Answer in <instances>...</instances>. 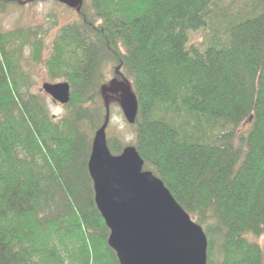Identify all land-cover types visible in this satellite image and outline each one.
Segmentation results:
<instances>
[{
    "label": "trees",
    "instance_id": "obj_1",
    "mask_svg": "<svg viewBox=\"0 0 264 264\" xmlns=\"http://www.w3.org/2000/svg\"><path fill=\"white\" fill-rule=\"evenodd\" d=\"M75 13L46 59L33 30L0 31V264H120L88 170L108 67L139 104L132 142L107 138L111 152L136 147L203 227L208 264H264V0H84ZM197 31L203 50L188 46ZM27 45L70 84L61 118L29 91Z\"/></svg>",
    "mask_w": 264,
    "mask_h": 264
},
{
    "label": "water",
    "instance_id": "obj_2",
    "mask_svg": "<svg viewBox=\"0 0 264 264\" xmlns=\"http://www.w3.org/2000/svg\"><path fill=\"white\" fill-rule=\"evenodd\" d=\"M79 10L84 0H58ZM56 101H70L68 82H46ZM119 95L123 115L135 123L139 104L127 80H111L103 92ZM109 97H105L107 102ZM108 112H109V105ZM105 123L96 131L88 160L96 205L110 230L109 245L120 264H208V238L203 227L177 202L133 145L114 155Z\"/></svg>",
    "mask_w": 264,
    "mask_h": 264
},
{
    "label": "rangeland",
    "instance_id": "obj_3",
    "mask_svg": "<svg viewBox=\"0 0 264 264\" xmlns=\"http://www.w3.org/2000/svg\"><path fill=\"white\" fill-rule=\"evenodd\" d=\"M11 1L12 0L7 3L4 2V7H1L0 5V31L9 32L18 28L23 29V31L28 29L33 30V33L37 34L42 40L41 54L45 59L51 52L53 40L60 27L77 19L75 9H71L64 4L58 3L57 0H14V2H17L16 4L11 3ZM205 37V31L192 33L189 38L188 46L193 45L203 50L207 44H205L204 41ZM23 58L25 59L24 68L27 71V74L31 77L29 91L33 94L41 93L46 99L50 113L53 114L56 119L61 118L66 111L65 105L56 102L50 95L44 93L43 85L46 82H58L64 80H51L47 69L44 67L43 62L45 59L39 61L34 59L31 46L27 45L24 47ZM114 68L118 69V67L114 66L113 70ZM115 78L118 77L112 73V68L108 67L106 71V80L110 82ZM105 86H107V84L101 86V91L106 107L105 118L107 119V116H109V124L106 131L107 138L119 136L124 140L125 144L130 143L133 139L132 128L123 115L119 98L115 96L107 102L104 96L105 94L103 93ZM21 87L23 89L26 88L25 84H22ZM107 105H109V112ZM258 241L264 246V237L259 238Z\"/></svg>",
    "mask_w": 264,
    "mask_h": 264
},
{
    "label": "flooded vegetation",
    "instance_id": "obj_4",
    "mask_svg": "<svg viewBox=\"0 0 264 264\" xmlns=\"http://www.w3.org/2000/svg\"><path fill=\"white\" fill-rule=\"evenodd\" d=\"M58 3H61V2H58ZM62 4V3H61Z\"/></svg>",
    "mask_w": 264,
    "mask_h": 264
}]
</instances>
